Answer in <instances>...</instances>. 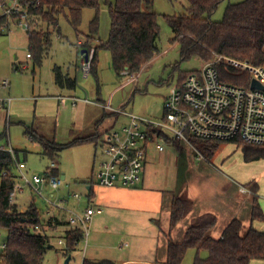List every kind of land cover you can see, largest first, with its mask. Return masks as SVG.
Listing matches in <instances>:
<instances>
[{"label": "rangeland", "instance_id": "obj_1", "mask_svg": "<svg viewBox=\"0 0 264 264\" xmlns=\"http://www.w3.org/2000/svg\"><path fill=\"white\" fill-rule=\"evenodd\" d=\"M113 1L100 0L97 9L85 8L79 32L61 14L58 26L51 28V45L41 63L27 57L30 52L28 33L21 28H14L11 34L0 35V82L7 80L10 85L2 93L13 98L9 124L8 111L0 108V134L7 133L0 146L19 151L20 159L26 163L30 174H44L46 168L51 166L52 159L40 154V143L30 139L26 128L38 131L48 140L67 144L68 147L54 158L60 177H65L60 188L54 191V199H59L65 210L50 206L51 214L64 213L59 215L60 221L64 222L71 214L69 211L82 214L88 206L103 210L102 214L94 216L88 239L69 255L64 252L66 243L63 233L72 228L67 225L55 231L47 230L46 235L51 237L53 248L47 249L43 264H66L67 260L68 264H82L85 258L111 260L116 264H150L148 262L155 251L158 237V248L162 252L156 264H164L169 239L181 241L191 217L197 213L195 207L186 219L170 230L172 197L184 193L189 198V190L204 191L209 195L205 204L219 212L214 213L218 221L210 232L211 236L219 235L227 223L222 211L228 214L236 206L243 209L245 206L246 209L239 215L243 224L242 235L251 227L264 231V219L251 221L247 205L251 201V185L257 184L259 203L264 213V159L247 162L242 149L234 142L221 143L212 158L205 157L201 149L189 143H181L183 149L179 150L174 143L164 142L162 151L152 143L144 166L145 191L141 187H103L96 183L92 169L104 162L107 156L101 147L95 152L92 141L74 142L93 135L102 119L103 128L108 127L111 122L108 119L114 118L115 110L120 108L144 118L161 119L170 88L177 84L184 73L200 69L206 62L198 58L183 61L180 44L173 40L175 33L167 16L186 13L187 0H152V10L159 14L160 28L158 51L153 59L136 74L117 76L110 52L99 49L96 74L91 70L85 76L80 70L82 52L86 48L96 49L101 41L108 39L111 27L109 2ZM241 1L244 0L223 1L211 19L223 20L227 6ZM96 17V32L90 38L92 21ZM44 29H47L46 25ZM55 67H60L64 75L69 74L77 79L75 90L62 89L55 83ZM58 96L66 97L65 102H59ZM69 96L89 98L94 104L79 102L73 106ZM126 120L120 117L117 127ZM12 172L17 175V168L14 167ZM243 188L246 191H242ZM51 192V189H46V195ZM75 194L79 197L76 198ZM31 197L27 188L25 194L19 197V210L29 208ZM36 204L44 213L42 200L36 197ZM7 238L8 231L0 228V254ZM60 240L63 243H59ZM197 254L206 258L208 251L198 252L190 248L182 264H194ZM251 264H264V260H253Z\"/></svg>", "mask_w": 264, "mask_h": 264}, {"label": "trees", "instance_id": "obj_2", "mask_svg": "<svg viewBox=\"0 0 264 264\" xmlns=\"http://www.w3.org/2000/svg\"><path fill=\"white\" fill-rule=\"evenodd\" d=\"M223 1L225 0H187L186 13L167 16L175 33L173 40L180 44L181 59L184 61L198 58L201 61H208L216 55H222L264 66V0H244L229 4L223 20L213 21L211 16ZM152 3V0L109 2L110 32L108 39L105 42L101 41L95 49L91 64L92 73L96 74L99 49L110 52L117 76L124 75V72L136 74L153 59L158 51L157 40L160 28L159 14L152 10ZM99 5L100 0H42L41 6L36 10L42 28L28 33L30 58H35L37 63H41L43 55L48 52L51 45V28L55 29L58 26V17L61 14H64L79 32L82 11L85 8L97 9ZM97 23L98 17L92 21L90 38L96 32ZM44 25L47 26L46 30ZM217 68L224 81L235 85H249V73L241 72L225 61L217 63ZM190 72L184 73L179 81H183ZM54 75L55 83L60 88L70 90L77 88V79L64 75L60 67H55ZM102 121L103 119L96 127ZM26 134L31 140L40 143L41 155L52 159V162L68 147L67 144L46 139L30 127L26 128ZM5 138H7L6 132L0 134V142ZM102 140L103 135L96 132L74 143L92 141L99 146ZM191 141L195 147L201 149L205 157L209 158L215 155L222 143L196 138ZM173 143L179 150L183 149L181 143ZM235 143L242 149L247 162L264 159V146L250 145L242 141ZM16 154L19 157V151H16ZM13 168L12 154L0 150V228L8 231L6 248L2 249L3 252L0 254V264H43L47 249L53 248L51 237L46 233H34L32 228L39 225L45 229L53 220L46 218L35 201L31 202L26 211H20L18 205L9 204L8 196L15 183ZM48 173L52 176L60 175L58 169L49 170V167L46 169V174ZM250 192L252 221L263 220L264 213L259 203L258 185H251ZM193 205V201L184 193L173 195L170 204V230L190 214ZM217 221L218 218L213 213H204L193 218L182 241L174 242L169 239L165 264H182L190 248H195L198 252L208 251L206 258L197 254L194 264H251L253 260H264V231L251 227L242 235V221L234 218L224 228L221 237L215 238L210 232L215 228ZM55 222L56 225H68L66 221H60L57 216ZM64 233L66 243L64 252L69 255L80 246L84 238L83 232L72 228ZM82 264H115V262L110 260L97 262L85 258Z\"/></svg>", "mask_w": 264, "mask_h": 264}, {"label": "built area", "instance_id": "obj_3", "mask_svg": "<svg viewBox=\"0 0 264 264\" xmlns=\"http://www.w3.org/2000/svg\"><path fill=\"white\" fill-rule=\"evenodd\" d=\"M41 4L42 0H0V35L11 34L14 28H21L26 33L40 30L42 23L36 10ZM94 53L93 47L90 51L86 48L80 60V70L85 76L91 72ZM30 56L28 53L27 57ZM221 61L241 72L249 73V85H235L224 81L217 68V63ZM252 80L264 87L263 65L216 55L212 60L203 63L202 68L194 69L183 81H178L170 88L164 101L161 119L144 118L125 108L115 110L127 122L120 127L113 126L103 134V140L98 147L102 148L107 159L93 170L92 176L96 183L103 187L139 186L143 180L147 152L152 143L160 151L164 150V142L193 145L191 140L195 138L222 143L242 141L250 145L264 146V89L252 88ZM8 86L7 80L0 82V108L8 111L9 119L13 98L1 94V90ZM65 98L59 96V100ZM68 98L73 106L80 101L94 103L88 98ZM0 150L12 154L14 167L18 170V174H14L15 183L8 196L9 204L17 205L19 197L28 188L31 196L44 203L45 215H51L46 218L53 220L45 229L37 225L32 228V232L44 234L47 230H56L59 226L55 222L56 215L51 214L49 207L65 208L61 206L59 199H54V195H46V187L54 193L63 184V179L60 175L52 176L46 172L30 174L26 163L17 156L14 148L0 146ZM52 169H57L55 162L49 166V170ZM242 191L246 189L243 188ZM75 197L78 198V194ZM70 213L66 219L68 227L80 229L83 240H87L94 216L102 214L103 210L89 206L82 214L73 211ZM60 243L63 241L60 240ZM5 248L6 243L2 245V249Z\"/></svg>", "mask_w": 264, "mask_h": 264}, {"label": "crops", "instance_id": "obj_4", "mask_svg": "<svg viewBox=\"0 0 264 264\" xmlns=\"http://www.w3.org/2000/svg\"><path fill=\"white\" fill-rule=\"evenodd\" d=\"M69 75V74H68ZM10 87V85L7 87V88H9ZM7 88H4L5 90L7 89ZM4 89H2L1 90V94L4 96V97H6L2 92H3V90ZM57 99H58V101L59 102H62V103H64L65 101H63V100H59V96L57 97ZM89 99V98H88ZM69 100V99H68ZM12 103H13V100H12ZM12 103H11V105H12ZM79 103V102H78ZM77 103V104H78ZM80 103H82V104H85V105H90V104H94V103H89V102H84V101H80ZM99 103V102H98ZM76 106V105H75ZM11 107V106H10ZM120 117H123V116H119V115H117V116H115L114 118H110V119H108V121H110L111 120V122L109 123L110 125H108V127H106V128H103V123H104V120L102 121L103 123H101L98 127H96V130H95V133L96 132H98L100 135H103L104 134V132L105 131H107V130H109V128H111V127H113V126H117V123H118V121H119V118ZM10 119L11 118H7V121H8V124H9V122H10ZM102 119V118H101ZM127 122V120L125 121V123ZM38 132V131H37ZM39 133V132H38ZM40 135H42V134H40ZM43 136V135H42ZM45 137V136H44ZM31 139V138H30ZM99 149V147L98 146H96L95 145V152H97V150ZM16 150V149H15ZM41 154V153H40ZM19 158H20V155H19ZM57 164V163H56ZM48 168V167H47ZM46 168V169H47ZM27 169V168H26ZM57 169H58V167H57ZM93 170H94V167H93V169H92V173L91 174H93ZM28 171V170H27ZM28 172H30V171H28ZM46 172V171H45ZM44 172V173H45ZM144 173H145V170H144ZM40 174V173H39ZM65 178V177H64ZM146 183H145V177L143 176V180H142V182H141V184L139 185V186H137V187H135V188H138V187H141L142 189H144V191H145V189L147 188L146 187V185H145ZM88 188H89V190H91V193H93V188H92V186H88ZM46 189H48V187H46ZM242 190V189H241ZM187 194L189 195V198L193 201V209H192V211L191 212H193V210H194V208L195 207H197V213H194L193 214V216L191 217V219H190V223H191V220L193 219V218H195V217H197V216H199V215H202V214H204V213H216V214H219V212H218V210H215V209H213L211 206H209V205H206L205 204V202H207L208 200H209V198H206V197H209V195L208 194H206V193H204V191L203 192H199V191H193L192 190V192L189 190V191H187ZM51 195L53 196V195H55L54 193H52L51 192ZM259 195V194H258ZM251 200V199H250ZM249 200V201H250ZM29 201H30V204H31V202L32 201H35L36 202V197H31L30 199H29ZM18 205V204H17ZM247 205H248V207H249V213H250V215H251V209H252V200L250 201V202H248L247 203ZM19 206V205H18ZM45 207V206H44ZM89 207V206H88ZM244 209H245V206H244ZM244 209H243V207L241 206H236V208H235V210L233 211V212H230V213H228V214H226V212H225V210L224 211H222V214L224 215V217H226V225H225V227L228 225V223L231 221V220H233L234 218H238V219H241V217L239 216L240 215V213L241 212H246V211H244ZM65 210V209H64ZM246 210V209H245ZM21 211V210H20ZM70 212V211H69ZM191 212H190V214H191ZM63 215H65L64 213H62ZM61 213L60 214H55L59 219H61L60 218V216L59 215H62ZM189 214V215H190ZM100 215V214H99ZM188 215V216H189ZM169 218H170V213H169ZM187 218V217H186ZM185 218V219H186ZM66 219H67V217H66ZM65 219V220H66ZM184 220V219H183ZM251 221H252V218H251ZM58 227H64V225H59ZM224 227V228H225ZM224 228H223V230H224ZM58 229V228H57ZM56 229V230H57ZM187 229V228H186ZM186 229H185V231H186ZM223 230L221 231V232H219V235H217V236H215V238H219V237H221V235H222V232H223ZM53 231H55V230H53ZM63 235H64V233H63ZM64 238V237H63ZM84 241V240H83ZM158 241H159V237H158ZM157 241V245H156V247H155V251H153V254H152V256H151V260L148 262V263H150V264H156V263H158V260H159V253H161L162 251H161V249L160 248H158L159 247V242ZM182 241V240H181ZM178 242H180V241H178ZM60 243V242H59ZM159 249V250H158ZM160 258H161V254H160ZM87 259V258H86ZM89 260H92V261H97V260H95V259H89ZM99 261H101V260H99ZM99 261H97V262H99ZM103 261V260H102ZM111 261V260H110ZM165 261H166V259H165ZM165 261H164V264H165ZM114 262V261H113ZM116 264V263H115Z\"/></svg>", "mask_w": 264, "mask_h": 264}, {"label": "water", "instance_id": "obj_5", "mask_svg": "<svg viewBox=\"0 0 264 264\" xmlns=\"http://www.w3.org/2000/svg\"><path fill=\"white\" fill-rule=\"evenodd\" d=\"M83 53H84V51L82 52V54ZM15 58H17V56ZM251 87L252 88H261V89H264V87L262 85H260L256 80H252ZM62 179H64V176H62ZM68 261L69 260H67L66 264H68Z\"/></svg>", "mask_w": 264, "mask_h": 264}]
</instances>
